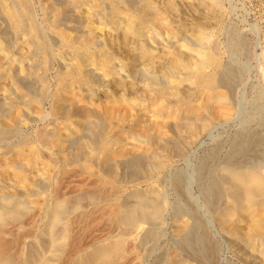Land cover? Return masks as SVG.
I'll use <instances>...</instances> for the list:
<instances>
[{
    "label": "bare ground",
    "instance_id": "obj_1",
    "mask_svg": "<svg viewBox=\"0 0 264 264\" xmlns=\"http://www.w3.org/2000/svg\"><path fill=\"white\" fill-rule=\"evenodd\" d=\"M41 3L44 16L39 22L30 0H0V144L4 146L0 153L7 154L0 162V176H7L5 180L0 178V264H141L150 242L153 244L162 234L157 225L164 219L162 214L169 201L165 199L164 189L153 187L151 182L141 189L140 181L159 178L175 158L186 154L194 135L211 124L207 115L214 110L212 107L228 101L239 82L240 69L223 63L219 49L212 48V36L221 24L223 7L219 0H161V5L154 0H43ZM84 22L100 33L113 32L123 43L125 50L119 48L125 55L113 50L112 42L108 44L96 32L86 33V29L77 32L75 29ZM187 31L193 42L179 41V35ZM230 36V47L236 52L242 51L245 39L240 35H233L231 39ZM159 48L160 56L166 57V60L161 57L167 61L164 64H160L157 55ZM51 61L58 65L53 83L56 87L50 97L54 100L50 101L52 106L48 109L52 122L49 118V123L41 124L32 136L26 134L16 142L8 141L11 134L19 133L20 119L13 108L27 110L31 117L30 103L40 104L49 97L46 96L49 81L45 73ZM158 72L164 81L153 80ZM138 74L145 75V80L130 91L129 87L139 81L135 79ZM112 86L115 88L111 89ZM30 87L32 94L28 92ZM116 87L119 90L115 92ZM99 88L105 96L117 93L118 98L133 103L139 97L165 98L179 114L175 119H168L172 117L168 115L162 120L143 121L146 122L144 127L139 124L143 129L132 134L133 139L144 145L143 149H135L138 146L135 140L136 152L124 154L123 148L124 152L116 150L120 140L113 137L118 138L119 134L113 136L112 132L111 137L106 132L114 126L109 124L105 129L104 121L109 120L112 113L100 120L99 113L103 116V112H96V117L94 110L93 115L82 108L81 99L76 98L79 106L75 104L76 99L68 103L61 100L64 90L63 93L68 91L91 101L100 93H96ZM110 90L114 91L109 94ZM197 95L200 102L193 103ZM109 109L107 111L111 112ZM32 117L35 121L40 119V116ZM2 119L10 123H2ZM23 119L21 121H25ZM245 134L237 136L222 157L209 155L203 159L198 182L216 225L235 245L236 252L249 264H264V251H261L264 246V166L257 163L262 153V133L256 129ZM131 146L124 147L128 150ZM40 150L48 153L47 159ZM39 153L46 160L40 161ZM93 161L97 163L96 168L89 165ZM68 164L86 171V184H76L78 178L73 177L66 181L69 189L62 188L69 190L67 194L64 190L60 194L57 191L61 189L56 191L59 180L56 189L51 182L58 177H55L58 170L67 168ZM89 167H93L92 170L89 171ZM125 170L129 171L127 176L123 173ZM179 172L173 173V184L170 183L177 191L182 190L183 185ZM9 178H14L15 183ZM156 180L154 182H158ZM126 184L131 185L128 191L124 188ZM192 210L175 204L171 213L177 221L174 223L177 251L169 253L171 255L158 254L154 264H215L217 243L207 225ZM94 214L101 219L97 220H103L105 229L102 227L104 230L93 236L89 233L88 239L83 241L85 231L81 232V224H77L82 220L86 223L85 218ZM94 218L96 220L95 215ZM88 219L90 223L92 218ZM240 221L243 227L235 228ZM88 225L86 227L90 228Z\"/></svg>",
    "mask_w": 264,
    "mask_h": 264
},
{
    "label": "rangeland",
    "instance_id": "obj_2",
    "mask_svg": "<svg viewBox=\"0 0 264 264\" xmlns=\"http://www.w3.org/2000/svg\"><path fill=\"white\" fill-rule=\"evenodd\" d=\"M42 1L43 0H30L32 10L34 11L33 13H34L35 19L37 21L40 20L39 22L42 21L43 18H41V17L44 16L43 9H42V3H41ZM154 1L157 3V5H161L160 4L161 0H154ZM219 1L221 4V8L223 7L222 11H224V13L222 14L223 17H221V19H222L221 24L217 27L216 31L214 32V34L212 36V43H213L212 48L215 47L214 50H216V51L219 49L218 52L220 54V58L223 61V63L232 65L236 69H240L239 71H240L241 75H240V78L238 80L239 82H237L238 84L236 83V85L234 87L233 94L231 95L232 97L229 96L230 99L228 98L229 100L224 102L225 104L222 103V101H221V102L217 103V105L212 107V109H214V110L211 109L212 111H210V113H208V115H207V117H209V115H210V120L212 121V122L210 121L211 124L209 125L208 128H206L202 132H199V133L197 132L194 135V137L192 138V141L189 145V148L187 149V152L185 151L186 154L184 153L182 156L175 158V160L173 161L174 163H172V165L168 168V170H166L164 172V174H162L159 177L160 179L156 178L157 180L154 179L151 181H149V180L144 181L145 183L142 180H141L142 182L140 181L139 187H141V189L148 187L149 184H151V183H153L151 185H153V187L155 186V188H159L160 190L164 189L166 192L164 190H162V191H164V195L166 194L165 196H167V197H165V199L168 198V200H166V201H169V203L167 202V204L164 207L165 208L164 211H166L167 213L163 212V214H162V216H163L162 219L164 218L165 220L164 219L163 220L165 222L162 220V222H164V223L161 222V223H158V225H157L158 228L161 230L160 231L158 229L160 231L159 234H161V233L162 234H161V236L160 235L157 236V238L154 240L155 242H153V244H152V242H150V245L148 246L149 251L146 250L147 252H145L141 264H143V263L144 264H154L153 261H155L156 256L160 253H164V254L167 253V255H171L169 253H172V254L174 252L176 253L177 248H176L175 241H174V233H175L176 225L174 223L177 224V221L175 219H173V214L171 212L174 213L173 208H174L175 204H177V203L183 204L189 210L193 209L192 211L194 213L196 212L195 215L196 216L199 215L197 217L198 218L200 217L201 219L200 218L199 219L201 221L203 220L202 222L205 223V225H207L206 226L207 230L209 231V233H211V236H213L215 243H217L216 246H218V247H216V254L217 255L215 258L216 259L215 264H249L248 261H245V258L242 257L240 252L239 253L236 252L237 248L235 247V245H233V243H230L231 241L228 240L227 236H225V233L222 232V230L216 225V222L213 219V216L211 213V207L209 206V203L205 199V197H203L204 195H203L202 189L200 187L201 184H200V182H198V180H200V175H199L200 174V167L199 166L201 165V162L203 161V159H205L209 155H215L217 158L222 157L229 150L230 146L234 142L233 140H236L238 138L237 136L244 137L246 135L245 133L255 131L256 129L259 130L260 133H262V134H260L262 136L261 137V140H262L261 144L262 145L260 147V150L262 149V151H260V152H262V153H260L259 160L257 159V163L260 164L261 166H264V136H263L264 131H262V130H264V0H219ZM81 14L84 16L83 12H80V15ZM0 23H1V19H0ZM85 24H86V22H84L83 25H80L79 27H77L75 30L77 32H81V31H79L80 29L81 30L86 29L85 30V31H87L86 33H90V34H95V32H96L97 35H99V37H101L100 39H102V40L104 39L106 42L108 41L107 43L110 45L112 42V47L114 48L113 50L119 52L121 55L122 54L125 55L124 51H120L121 49L125 50L123 43L120 42V39L113 32L104 31V32L100 33L99 31H97V28H94V27L91 28L92 26H89L88 24L85 25ZM173 28L176 29V23L175 22H174ZM89 29H91V30H89ZM75 30H72V31L76 32ZM233 35H240V36H242V39H245L243 41L244 42L243 44L244 45L246 44V45H245L244 49L242 50V51H244L245 54L242 51H240L241 53L239 51L236 52L237 50L230 47V45H229L230 40L228 39V37L230 36V39H231ZM178 38H180L179 41H181V42L182 41L193 42L191 35L188 31L180 34ZM160 51H161L160 48L157 49V55L159 54V59H161L160 64H164L167 62V61L165 62L166 57L164 58V56H162L163 54L160 56V54H161ZM161 57H163L165 60L162 59ZM51 62H50V65L51 64L52 65L49 66V68H48L49 70H47V72L45 73V79L47 82L49 81L47 84V85H49V86H47L48 87L47 94H50V95L46 94V96H49V97H45V100L43 99V101H41L40 104H39V102H38V104H35L36 106L34 104L30 103L29 106L32 109H29V106H28V109L30 110V111L28 110V112H31V117H30V113H27V110L26 111L24 110L26 112V114H24L25 112L22 110L20 111L19 107H15L16 109L13 108L14 110H16L17 117L20 119V122L17 124V128L19 129L17 131H19V133L15 132V134L14 133L11 134L10 137L11 136L12 137L11 138L8 137L7 138L8 141L16 142V140L18 141L22 136H24V135L27 136L26 134H29L28 136H30V134H31V136H32V134H34V132L38 128H40L41 124H43V126H44L46 123L52 122V115L50 113V110H48V109H50V107L52 106L51 105L52 102L50 103V101L52 99L54 100V98H50V97H53L51 95H53V92H54L53 89H54V87H56V84L54 86L53 83H55V81H56L55 80L56 78H54V76L56 74L55 72L58 69V65H57L56 61H51ZM136 76L137 77H135V79L137 78V80H139V81L135 82L133 85H131L129 87L130 91H134V89L136 87H139V85H141L144 82L143 80H145V78H144L145 75H144V77H143V75L140 76V74H138ZM157 76L153 80L157 79L156 81H158V79H160V78L161 79L159 80V82H162L165 80L164 77H159V76H161L160 72L157 73ZM141 78H142V80H141ZM163 78H164V80H163ZM139 82H141V83H139ZM136 83L138 86L136 85ZM114 88L115 87H113V86L111 87V89H114ZM32 89L33 88L30 87V89H29L30 91L28 90V92L31 93ZM117 89L118 88L116 87L115 92L119 90V89L118 90ZM63 91L64 90H62L61 100L64 103H68L71 100L73 101L76 98L78 100L81 99L80 103L77 99L74 100L76 102L75 104H77L79 106V104H81V102H82V104L84 103L83 105H81V106H83L82 108H85V109L87 108V110L91 111V113H93L92 110H94L96 117L98 115V114H96V112H98V111L103 112V116H101V114L99 113L100 117H98V118L100 120H101V118L103 119L106 116L110 117V115H109L110 113H112L114 115V116L111 115L112 119L111 118H109V120L105 119V120H107V121H104L105 129H108V127L106 128V126H108L109 124L111 126H114V127L109 126L110 128L106 131L109 133L108 135H111L112 132L115 133V131H117L116 130L117 128L119 129L123 126L125 127V128L124 127L121 128L123 130L119 129L121 131L118 130L116 132L117 134L116 133H115V135H114V133L112 134L113 136H117L119 134L118 138H116V137H113V138L120 140L119 145H116L117 146L116 150L119 149L121 151V149L123 148L122 150H125V152L124 151H121V152H124V154L130 153L132 150L134 152H136L135 149L136 150H141V148L143 149L144 145L140 144L138 142V140H136L135 138L133 139L132 134L133 135L136 134L137 129H138V132H140L143 129L142 125L144 127L146 125L147 121L153 120L154 118H155V120L156 119L162 120V118L164 119V117L168 116V115L172 116L170 118L167 117L168 119H172V118L175 119V117L177 116V113L179 114V112H177V110L174 111L175 109L173 108L174 107L173 105H169L168 102L165 101L166 100L165 98H164L165 100L163 98H159V99L153 98V100L151 98L150 100H148V99H145L143 97L142 98L139 97V100H136L134 102L135 103L134 104L131 100H128V99L122 100V99L118 98L117 93L112 97L111 96H105L103 93L101 94L102 90L99 88V90H97L96 93H98V92H100V93H98L93 98V100L90 101L89 99L86 100L84 98V96H82V95H80L78 98L77 97L78 94H75V96H73V94L69 93L68 91H65L64 93H63ZM111 91H114V90H110V91H108V93L110 92L109 94H111ZM115 92H113V93H115ZM66 93H69V94H66ZM70 94H71V98L69 96ZM198 97H199V95L196 96L197 99L194 97L192 102L196 103L195 102L196 100H197V102L198 101L200 102V100H198ZM64 98L65 99L67 98L68 100L67 99L65 100ZM125 101H127V102L130 101L133 104H131L130 102L127 103ZM151 101L153 102V104H155V108L153 107L154 109L152 108V106H154V105L152 104ZM157 101H158V103H157ZM149 102L151 104L152 109L150 108ZM112 103H114V104H112ZM163 103H166L167 105L163 104ZM226 103L231 104V105L228 106V104H226ZM110 104H112V105H110ZM113 105H114V107H113ZM37 106H38V108H37ZM167 106H168V108H167ZM106 107H109L111 109L114 108L116 110H114V109L110 110L109 108H107L105 110L104 108H106ZM161 107H163V109H161ZM175 108H177V107L175 106ZM13 109H12V112L15 114ZM18 109L20 112L17 111ZM101 109H103V110H101ZM108 109L111 112L107 111ZM158 109H160V110H158ZM153 110L156 111L157 113L154 112ZM227 110H229V111L227 112ZM33 111L36 114L32 115L34 113ZM47 111H48V113H47ZM106 111L109 112L108 115H106L107 114ZM167 111L169 113H167ZM42 112H43V114H41ZM114 112H115V114H114ZM119 112H120V114H118ZM211 112H213V114ZM216 112H218L219 114H217ZM22 113L24 114V116ZM45 113H46L47 117L45 116ZM94 113H93V115H94ZM122 113H123V115H122L123 117L122 116L121 117L123 119L127 117L126 119H124L125 121L123 120L124 122L122 121V118L119 116ZM204 113L206 114V111ZM223 114L224 115L226 114V115L224 116ZM27 115L32 119H30ZM35 115L40 116V119L38 116H35ZM48 115L51 117H49ZM214 115H216L217 118ZM218 115H219V117H218ZM32 116L38 117L36 119V121H35V118H33ZM26 117H28V118H26ZM114 117H116V118H114ZM149 117H153V118L150 119ZM22 118H25V119H23L25 121H21ZM42 118H43V120H42ZM49 118L51 121L48 122L47 120H49ZM148 118H149V120H147ZM220 118L223 119L224 121L221 120ZM120 119H121V121H120ZM258 119L261 121H259ZM117 120L119 121V123L116 122ZM5 121H7V119L6 120L2 119L1 122L5 123ZM45 121H46V123H45ZM143 121H146V122L143 123ZM121 122H122V124H120ZM137 122H140V123H137ZM6 123H10V122L8 121ZM135 123H137V124H135ZM139 124H142V125L140 126ZM130 126H132V127H130ZM55 127H57V126H55ZM137 127H139V128H137ZM114 128H115V130H114ZM124 129H125V131H124ZM57 130H60V129L58 128ZM121 132H123V133H121ZM127 132L129 134H127ZM122 134L123 135L125 134V135L123 136ZM130 134H131V136H130ZM14 135H16V136H14ZM112 135H111V137H112ZM133 137H135V136H133ZM12 139H14V140H12ZM131 141H132V143H131ZM134 141H135V143L138 142V143H136V145L138 144V146H136L138 148H136L134 146L135 145ZM127 142H129V143H127ZM126 145L127 146L132 145V146L130 148L128 147V150H127V148L124 147ZM3 147L4 146L0 144V150H2ZM134 147H135V149H133ZM41 151L42 150H40V153H41ZM127 151H129V152H127ZM6 153H7V150H5V154ZM1 154H2V151L0 153V162H2V160L4 159L3 157H7V154L6 155H4V154L1 155ZM41 154L44 155V157L46 159L49 156L46 151H45V153L43 151V153H41ZM41 154L39 156H41ZM44 157L41 156L40 161L45 159ZM112 158H113V155L110 156L111 160H112ZM260 159L262 162L260 161ZM89 165L95 166L94 168H96L97 163H96V161H93L92 164H89ZM66 167L67 168H64V167L62 169L60 168L58 170L56 176L54 175L55 177H57V176L58 177L55 178V180H52V182H51V186L52 187L54 186L55 188L54 187L53 188L56 189L57 182L59 180L60 183L58 182L59 184H58L56 191L61 189V191H57L60 194L64 191H65L64 194H67V192L69 190H64V189H69V187H66L67 182L70 181V179L73 177L75 179L78 178V181L76 182V184H86L85 177H87V175H86V171L84 169H82V168L78 169L77 167H75L72 164L71 165L68 164ZM92 168L93 167H89L88 170L90 171V170H92ZM31 169H33V168H31ZM179 171L181 172V178L183 177L182 182H181L183 185L181 184L182 190L177 191L175 189V187L171 185V184H173L171 180L173 179L174 174L179 172ZM60 172H61V174H60ZM127 172H129V171L125 170L123 172V173H125V176H127L129 174ZM2 173H3V171H2ZM168 174L169 175L172 174V175H170L171 178ZM163 175H164V177H163ZM182 175H184V176H182ZM1 176H2V178L4 177L3 178L4 180H5V178H7V176H5V174L1 175ZM1 176H0V178H1ZM162 177L165 179L166 182L162 179ZM9 179L12 182L15 180L14 178H9ZM6 180H8V179H6ZM155 180L158 182H154ZM160 180H163V182ZM15 181H14V183H15ZM158 183H160V185ZM63 184H64V186H61ZM130 186H131L130 184H126L124 186L125 190L126 191L130 190V188H128ZM156 186H158V187H156ZM159 186L160 187L163 186V187L160 188ZM59 187H61V188H59ZM22 188L23 187H21V189ZM62 188H64L63 189L64 191L62 190ZM173 189H175V190H173ZM182 201H183V203H182ZM174 202H176V203H174ZM94 215L96 216V220L94 218ZM94 215H92L91 217H88L90 219L92 218L91 220L94 221V222H92L90 220V223L92 222V225H88V224H90V223H87V222H89L88 218H85L86 220H88V221H86L87 224L85 223V220H84V222H83V220L81 221L84 223L83 225H85V227H83L81 222H79L77 224V225L81 224L79 227L80 228L79 230H81V232L85 231V232H83V234L85 233L84 234L85 236L82 235L83 241L84 240L86 241V239H88V237L90 236L89 233L92 232V236H93V235H95V233L98 234L105 229V224H104L103 220H102V222L99 221L101 219L98 218V216L96 214H94ZM186 216H187V218H189L188 215H186ZM184 217H185V215H184ZM187 218H185V219H187ZM97 219H99V220H97ZM188 220H190V219H188ZM97 221H99V223H101V224L98 223L99 226H98V224L97 225L94 224V223H97ZM86 225H88L89 227L94 226V228L93 227L87 228ZM159 225H161L162 228ZM174 225H175V227H174ZM242 225H244V223L242 221H240V222H238V224H235V228L237 226L243 227ZM95 226H98V227H95ZM102 227H104V229ZM81 228H83V229H81ZM84 228H85V230H84ZM96 228H97V232H95ZM100 228L102 230H100ZM229 243L232 244L233 246L230 245ZM158 244H159V246H158ZM150 246H151V248H150ZM217 250H219V251H217ZM159 251H163V252H159ZM261 251H264V246L262 247ZM150 252H152V253H150ZM243 258H244V260H243Z\"/></svg>",
    "mask_w": 264,
    "mask_h": 264
}]
</instances>
